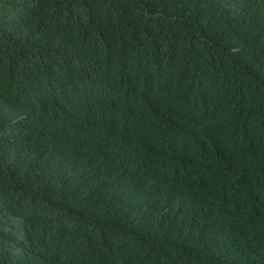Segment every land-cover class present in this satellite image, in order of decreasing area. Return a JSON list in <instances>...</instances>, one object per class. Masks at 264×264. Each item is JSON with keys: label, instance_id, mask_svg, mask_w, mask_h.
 Wrapping results in <instances>:
<instances>
[{"label": "trees", "instance_id": "obj_1", "mask_svg": "<svg viewBox=\"0 0 264 264\" xmlns=\"http://www.w3.org/2000/svg\"><path fill=\"white\" fill-rule=\"evenodd\" d=\"M0 264H264V0H0Z\"/></svg>", "mask_w": 264, "mask_h": 264}]
</instances>
